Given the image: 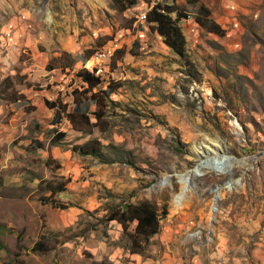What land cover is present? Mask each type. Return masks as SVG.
<instances>
[{"label": "rangeland", "instance_id": "obj_1", "mask_svg": "<svg viewBox=\"0 0 264 264\" xmlns=\"http://www.w3.org/2000/svg\"><path fill=\"white\" fill-rule=\"evenodd\" d=\"M156 1L0 0V264L264 262V0H169L187 57L145 20ZM83 70L113 91L80 95L90 133L50 105L73 108ZM91 139L103 160L74 150ZM210 141L226 157L198 159ZM143 199L164 215L134 252L107 208Z\"/></svg>", "mask_w": 264, "mask_h": 264}, {"label": "trees", "instance_id": "obj_2", "mask_svg": "<svg viewBox=\"0 0 264 264\" xmlns=\"http://www.w3.org/2000/svg\"><path fill=\"white\" fill-rule=\"evenodd\" d=\"M115 5L120 9H126L127 7H132L137 3V0H113ZM207 9H204V14L207 13ZM177 13V15H175ZM145 20L150 23L153 29H155L164 39L165 43L172 49V51L181 57H187L186 49V37L182 31V28L178 22L181 17V12L178 4L175 1L170 2L169 0L156 1L153 3L148 10H146ZM203 14V16H204ZM203 16H198L197 21L206 26L212 32H224V29L219 25V23L214 22L211 18H204ZM92 52L84 57V62H86ZM74 63V60L70 58L68 66ZM80 77L83 82L87 85L85 92L79 89L74 90V103L72 109H68L65 104H58L57 101H51V106H56V119L57 122L62 116L63 112H66L67 117L70 119L74 128L90 133L91 132V118L88 112V108L83 106L81 94H86L87 97L93 99L99 107V110L105 109L107 107L105 98L109 97L110 93L113 92L111 87L107 90L97 89L100 83L99 77L90 73L87 70H83L80 73ZM95 112L98 119L103 118L102 112ZM105 115V114H104ZM61 139L65 133H58ZM58 138L52 139L57 141ZM100 141L97 139H91L83 144L74 145V150H76L81 155H92L103 160L102 152L99 148ZM127 162L134 165L130 160ZM64 187L56 186L52 189V194L56 193L58 190H62ZM50 194L43 199V202L55 205L58 208H66L67 204L59 202L53 198ZM110 211L108 215V220H117L120 222L124 228V231L128 234L129 239L132 242V250L134 252H139L142 250L141 245H149L151 239L157 235L160 231V219L164 214L158 211V207L149 200H139L135 203L122 202L120 207L107 208ZM131 223H135L133 230L129 229ZM35 250H42L41 243H37Z\"/></svg>", "mask_w": 264, "mask_h": 264}, {"label": "bare ground", "instance_id": "obj_3", "mask_svg": "<svg viewBox=\"0 0 264 264\" xmlns=\"http://www.w3.org/2000/svg\"><path fill=\"white\" fill-rule=\"evenodd\" d=\"M86 63V62H85ZM101 69H99L98 72H100ZM194 153L195 155L198 157V159H202V158H207V157H213V156H218V157H226V150L223 148V146L221 144H219V142H213L210 141L209 144H201L200 146L195 147L194 149ZM233 182L229 183V188H231L233 185ZM186 187V184H184V189ZM185 193H181L176 199L175 202L181 203L182 198H184ZM215 204V203H214ZM215 207V205H214ZM213 207V210H215ZM214 213V211H213Z\"/></svg>", "mask_w": 264, "mask_h": 264}, {"label": "built area", "instance_id": "obj_4", "mask_svg": "<svg viewBox=\"0 0 264 264\" xmlns=\"http://www.w3.org/2000/svg\"><path fill=\"white\" fill-rule=\"evenodd\" d=\"M108 48H109V46L107 47V49ZM107 49H106L105 53H102L101 59H96L93 62H87V64L85 65V67L88 70H91V69H101V66H102V63H103V60H104V56H106V54H107Z\"/></svg>", "mask_w": 264, "mask_h": 264}, {"label": "crops", "instance_id": "obj_5", "mask_svg": "<svg viewBox=\"0 0 264 264\" xmlns=\"http://www.w3.org/2000/svg\"><path fill=\"white\" fill-rule=\"evenodd\" d=\"M224 264H264V262H224Z\"/></svg>", "mask_w": 264, "mask_h": 264}]
</instances>
